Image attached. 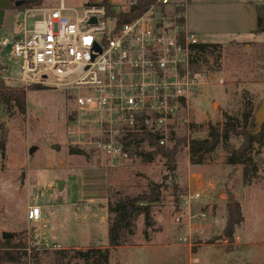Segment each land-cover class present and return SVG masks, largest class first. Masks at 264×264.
Returning a JSON list of instances; mask_svg holds the SVG:
<instances>
[{"label": "rangeland", "instance_id": "374dc122", "mask_svg": "<svg viewBox=\"0 0 264 264\" xmlns=\"http://www.w3.org/2000/svg\"><path fill=\"white\" fill-rule=\"evenodd\" d=\"M60 2L43 0L41 8L21 13L6 10V0H0V42L9 43L0 49V79L8 87L22 88L17 83L18 61L10 57L11 43ZM62 2L69 8L62 14L74 17L88 1ZM108 2L115 10L125 11L132 0ZM197 37L201 43L224 45L218 63H208L209 85L190 103V133L180 127L178 136L185 142L187 135L189 141L205 139L210 125L222 128L224 115L243 124L244 113L254 116L264 99V35L248 36L255 44L246 46L227 43L229 37ZM23 89L25 114L0 104V236L10 234L15 242L24 239L34 248L37 258L29 256L27 264H93V260L79 259L76 252L95 248L109 250L106 264H264V146L254 144L250 153L257 172L248 185L243 184V166L226 164L241 143L236 138L202 157L198 166L191 164L189 148H185L176 156L172 176L159 156L152 162L135 157L125 166L110 168L86 147L70 146V104L59 91ZM32 148L35 151L30 154ZM73 149L84 154H73ZM149 183L161 185V199L151 207L153 226L147 238L140 216L134 220L133 234L125 233L120 247L109 248L108 201L143 193ZM230 192L240 205L243 223L232 241H218ZM193 193L201 195L199 202L190 207L189 218L184 214L176 223V214L184 212L182 197ZM32 207L40 209L36 222L28 220ZM200 213L206 214L202 223Z\"/></svg>", "mask_w": 264, "mask_h": 264}, {"label": "built area", "instance_id": "2783aa9c", "mask_svg": "<svg viewBox=\"0 0 264 264\" xmlns=\"http://www.w3.org/2000/svg\"><path fill=\"white\" fill-rule=\"evenodd\" d=\"M68 9L61 0L11 43L18 85L59 91L70 104V146L86 147L101 165L129 163L126 149L137 146L130 141L134 136L149 134L160 147L173 148L181 125L190 133V103L210 80L208 72L191 69L192 47L201 42L185 25L183 3L157 0L119 29L99 4L84 6L74 17L62 14ZM200 198L199 193L184 195V212L175 222L184 214L189 218ZM39 217L38 207L28 210L29 221ZM198 218L202 223L206 214Z\"/></svg>", "mask_w": 264, "mask_h": 264}, {"label": "trees", "instance_id": "16d2710c", "mask_svg": "<svg viewBox=\"0 0 264 264\" xmlns=\"http://www.w3.org/2000/svg\"><path fill=\"white\" fill-rule=\"evenodd\" d=\"M85 6L95 5V0H87ZM157 0H132L128 9L117 11L107 0H100L99 5L105 7L106 17L114 19L116 27L119 29L124 24L133 21L141 16L147 9L155 5ZM43 5V0H9L6 8L17 9L21 13L28 10L39 9ZM256 29L252 34L264 35V4H257ZM193 61L191 69L196 72H208V63L213 60L217 64L221 58L222 45L199 43L192 47ZM41 88L40 86H30L29 89ZM0 104L4 106H13L20 114L26 112V89H13L4 84L0 79ZM254 116L251 112L243 115L242 122L229 115H224L223 127L209 126V131L205 139H191L189 141V154L191 164L198 166L201 164L202 157L212 154L219 145L227 144L231 139H240L241 143L237 149L233 150L226 159V164L231 167L243 166V184L248 185L256 178L257 168L254 165L250 153L254 144L264 146V124L259 133L255 134L256 126L253 124ZM175 146L171 149H165L157 144V140L149 134L134 136L130 139L137 146L126 149L131 160L140 157L145 162H152L153 158L159 156L164 159V167L170 176L176 169V156L185 149L186 142L182 136L174 135ZM144 142L148 146H138ZM73 154H84L83 151L73 149ZM161 199V185L149 183L147 190L134 196L119 197L114 201H108V229L107 241L108 247L116 249L122 245L125 233L133 234L134 220L142 216L144 221V236L147 238L148 230L153 226L151 216V207ZM177 200V199H176ZM180 200L176 202V210H179ZM226 219L225 225L220 237L216 240H233L234 231L243 223L241 208L234 194L230 192L227 195L225 204ZM37 258L34 248H31L26 240L20 239L15 242L14 239H2L0 236V264H27V258L30 256ZM76 255L85 262L93 260V264L103 262L106 264L109 258V250L101 251L98 248L88 249L86 251H77Z\"/></svg>", "mask_w": 264, "mask_h": 264}, {"label": "crops", "instance_id": "0c3cea01", "mask_svg": "<svg viewBox=\"0 0 264 264\" xmlns=\"http://www.w3.org/2000/svg\"><path fill=\"white\" fill-rule=\"evenodd\" d=\"M171 1L183 3L185 25L189 31L196 35L215 38L229 37L231 39L227 43L234 42L243 44L244 46L255 44L246 38L254 35L252 33L256 29L255 7L257 4H261L263 2L262 0ZM8 5L9 0H6L4 7L6 10H11L6 8ZM45 12L46 10L43 13L45 14ZM228 20L230 22H227ZM6 47L0 46V49ZM0 67L2 68L3 66L0 65Z\"/></svg>", "mask_w": 264, "mask_h": 264}, {"label": "water", "instance_id": "95a60500", "mask_svg": "<svg viewBox=\"0 0 264 264\" xmlns=\"http://www.w3.org/2000/svg\"><path fill=\"white\" fill-rule=\"evenodd\" d=\"M95 4H99V1H95ZM94 22V20H92ZM253 124L256 126V131L255 134L259 133L261 130V126L264 124V99L261 100L259 108L256 110L254 113V120ZM35 151V148H32L29 150V153H33ZM62 183H60L59 189H61ZM2 239H8L11 238L12 236L7 233H2L1 234Z\"/></svg>", "mask_w": 264, "mask_h": 264}]
</instances>
